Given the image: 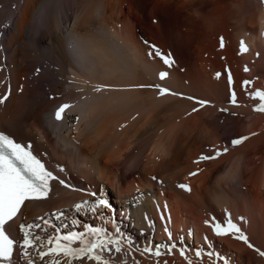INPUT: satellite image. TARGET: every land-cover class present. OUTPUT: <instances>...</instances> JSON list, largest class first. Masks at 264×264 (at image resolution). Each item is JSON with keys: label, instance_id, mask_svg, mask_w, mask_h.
Listing matches in <instances>:
<instances>
[{"label": "bare ground", "instance_id": "6f19581e", "mask_svg": "<svg viewBox=\"0 0 264 264\" xmlns=\"http://www.w3.org/2000/svg\"><path fill=\"white\" fill-rule=\"evenodd\" d=\"M11 1L0 0V98L10 88L0 131L31 144L72 186L51 182L47 199L26 202L11 237L22 238L21 223L38 224L32 231L42 238L105 227L123 237L116 264H223L217 254L229 264H264L257 251H264V112L254 110L256 93H264V0ZM153 49L174 65L149 58ZM48 77L54 86H43ZM62 104L71 105L64 119L45 116ZM215 151L222 155L200 160ZM98 199L109 208L76 210ZM226 217L253 249L214 234L213 222ZM69 222L77 227L69 231ZM173 243L159 258L144 251L164 253Z\"/></svg>", "mask_w": 264, "mask_h": 264}, {"label": "snow or ice", "instance_id": "6c2138e0", "mask_svg": "<svg viewBox=\"0 0 264 264\" xmlns=\"http://www.w3.org/2000/svg\"><path fill=\"white\" fill-rule=\"evenodd\" d=\"M223 47V40L221 41ZM246 48L241 42V52H245ZM149 58L158 57L166 68H171L174 61L161 53L159 49H153L148 53ZM245 71H248L245 68ZM169 76V71H161L158 74L159 80L164 81ZM228 83L232 85L233 79L229 74ZM244 85L249 84V81H244ZM108 86H96L94 91L100 92ZM139 87H154L157 88L160 94H166L168 89L161 85H140ZM260 101V106L254 110L257 112H264V93L257 92L256 97ZM8 99L5 95L0 98V104H3ZM188 99L195 100L193 97ZM197 104L203 106L206 101L196 100ZM233 104L236 103L235 93L232 94ZM71 107L70 104H62L55 112V119L60 121L65 118L66 110ZM196 111V109H193ZM78 119V118H77ZM248 139L247 137L233 139L232 146H238ZM31 144L23 145L11 135L0 131V264H35V258L38 257L42 262L45 258H52V264H84L88 261L89 264H116L112 254H116V258L120 259L124 248L122 247L123 237L118 233L109 234L105 227H90L87 229V236L84 232H71L67 235H60L57 233L54 236L42 238L38 232L32 231L34 228H39L38 224L25 225L21 223L19 232L22 234L20 240L13 239L8 234V229L15 222V218L21 213L26 202L41 201L48 198V193L51 191L50 181H58L64 187L70 185L65 180L60 179L53 171L49 170L42 160L34 154ZM228 151L223 149V153ZM222 153L215 151L214 155H202L201 161H208L218 158ZM199 162V161H197ZM59 167V166H58ZM63 172L65 169L59 167ZM190 175H196L191 173ZM155 179V177H153ZM185 191H191L187 185H179ZM95 197L96 193H91ZM83 208H88L93 214H97L101 208H109V203L106 199H98L93 202L84 201L82 204L76 206V210L80 211ZM61 215H63L61 213ZM47 223V222H45ZM212 228L214 234L218 238L233 237L242 241L248 248L253 249L254 245L249 242L248 237L241 231L230 217H226L223 222H213ZM168 232L169 239H172V234ZM184 243V238H181L180 244ZM47 244L49 247L47 251L42 249ZM176 243L166 246V251L161 252V246H154L153 248H145V252L153 254L159 258L162 254L166 255L168 252L175 250ZM259 255L264 257V251H259ZM35 256H32V254ZM181 256L185 255L183 248L180 252ZM196 256L199 258L201 252L196 250ZM213 253L209 252V256ZM217 258L223 261V264H229V261L223 256L217 254ZM124 264H127L125 261Z\"/></svg>", "mask_w": 264, "mask_h": 264}, {"label": "rangeland", "instance_id": "374dc122", "mask_svg": "<svg viewBox=\"0 0 264 264\" xmlns=\"http://www.w3.org/2000/svg\"><path fill=\"white\" fill-rule=\"evenodd\" d=\"M12 2V4H15V2H16V0H12L11 1ZM7 4V3H6ZM3 6H5V4L3 5ZM2 6V7H3ZM2 11V10H1ZM5 12L6 11H4L3 12V21H5ZM7 20H9V18H7ZM152 23V22H151ZM153 24V23H152ZM154 25V24H153ZM2 30V27H0V31ZM0 36H4L1 32H0ZM40 71H42V73L41 74H39V72ZM43 72H45V69L44 68H36L35 69V72L33 73V74H37V75H42L43 74ZM32 76V74H30L29 75V77H31ZM55 80L52 78V77H48V78H46L44 81H43V86H45V87H47V86H54L55 85ZM41 87V86H40ZM39 87V91L38 92H36V95L37 96H39V97H41V96H43V93H42V91H41V89L43 88H40ZM53 114H54V111H52L50 114H47V115H45L46 117L48 116V118L52 121V119H53ZM156 182V181H155ZM158 182H160V181H158ZM38 221H39V219H38ZM64 227V226H63Z\"/></svg>", "mask_w": 264, "mask_h": 264}]
</instances>
